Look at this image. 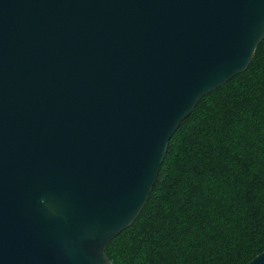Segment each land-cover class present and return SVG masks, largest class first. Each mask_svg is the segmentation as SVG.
<instances>
[{"label": "water", "instance_id": "water-1", "mask_svg": "<svg viewBox=\"0 0 264 264\" xmlns=\"http://www.w3.org/2000/svg\"><path fill=\"white\" fill-rule=\"evenodd\" d=\"M263 41L264 0H0V264H112L175 133Z\"/></svg>", "mask_w": 264, "mask_h": 264}, {"label": "trees", "instance_id": "trees-1", "mask_svg": "<svg viewBox=\"0 0 264 264\" xmlns=\"http://www.w3.org/2000/svg\"><path fill=\"white\" fill-rule=\"evenodd\" d=\"M264 251V41L248 70L207 95L170 141L112 264H248Z\"/></svg>", "mask_w": 264, "mask_h": 264}]
</instances>
